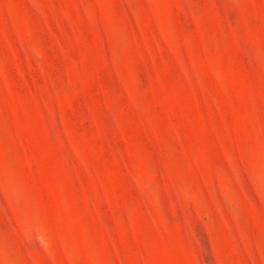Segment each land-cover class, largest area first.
Instances as JSON below:
<instances>
[{
  "label": "rangeland",
  "instance_id": "1",
  "mask_svg": "<svg viewBox=\"0 0 264 264\" xmlns=\"http://www.w3.org/2000/svg\"><path fill=\"white\" fill-rule=\"evenodd\" d=\"M0 264H264V0H0Z\"/></svg>",
  "mask_w": 264,
  "mask_h": 264
}]
</instances>
